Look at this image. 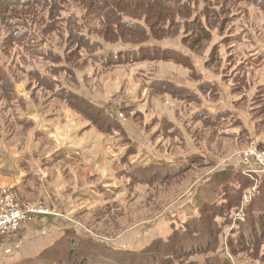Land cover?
I'll use <instances>...</instances> for the list:
<instances>
[{"label": "rangeland", "instance_id": "obj_1", "mask_svg": "<svg viewBox=\"0 0 264 264\" xmlns=\"http://www.w3.org/2000/svg\"><path fill=\"white\" fill-rule=\"evenodd\" d=\"M107 1H109L107 5L109 10L110 0ZM254 1L256 2L213 0L210 6L211 8L215 6L216 11H209L211 14L206 12L201 16H194L196 20H185L184 14L186 13L178 10V14L183 19L177 26L173 23V18H170L169 14L173 12H169L168 9L171 7L168 4H164L159 13L152 10L146 12V9L139 7V2L129 0L131 6L121 4L118 10H124L127 16L140 19V23L148 28L150 36L141 38L133 34L134 32L124 31L118 25V15L115 13L107 12L100 7V9L86 7V2L81 6L58 0L57 17L67 12V9L75 10L82 18V27L89 28L92 35L106 47L105 50H117L149 39L164 45L174 43L181 48H186L191 57L197 59L198 70L213 78L211 79L213 85L214 79L217 81L216 92L213 93L199 91L196 87L198 83L189 76L185 65L171 57L162 58L160 54L140 53L134 57L135 63L132 65L108 61L101 66L91 60L85 61L81 56L76 57L74 47L71 52V46L76 42L67 36L72 27L64 21H58L56 24L48 14L50 7L38 12L39 19L45 23L42 28L49 27L46 30L48 42L57 51L63 52L70 68L79 69L78 73L76 72L78 82L74 83L72 77L64 72L58 74V77L74 90L98 103H105L110 107L119 105L121 115L116 110L114 112L118 114L117 124L127 133L126 140L131 138L132 144L140 151L151 148L159 155L169 157L168 161L176 163L177 166L185 164L190 156L199 154L206 155V162L210 164L203 166L200 161L163 176L159 171L156 177H150V174H143L144 172L138 175L139 177H134L132 181L135 183L128 185L120 208L116 207L108 215L99 219L92 216L79 217L81 225L77 226L86 230H84L86 238L110 248L124 247L139 251L154 238L166 237L171 231V223V225L179 226L186 220L188 213H185L184 209L185 207L192 209V207L185 206L183 203L189 201L203 203L217 199L222 185L228 182L229 177L228 174L220 171L233 165L238 166L237 170L232 169L235 173L240 172L254 180L252 187L244 192V202L249 200L259 181L258 176L264 173L260 172L264 168L261 164L264 163L253 161L251 164H245L240 157L244 151L255 144H258L259 150L264 154V98L259 87L260 83L264 84V7L257 5L258 2L264 5V0ZM37 9L38 6H30L22 12L28 14L36 12ZM162 22H165L163 25L167 28L162 27L163 25L160 24ZM201 26L209 31L205 39L199 31ZM3 41L4 35L0 34V45ZM215 43H220V49L216 52L220 60L205 64V61L209 59L208 53L213 48L211 46ZM16 49L9 50L8 57L0 52V57L5 61L12 80L16 82L17 95L26 100L27 107L38 110L42 116L45 115V119H50L51 115L56 114L57 116H53L52 120L58 123L70 121L69 119L72 118L71 115H64L65 109L67 112H74L80 116L66 103L53 100L51 93L28 86L37 83L28 77L27 70L46 66L43 60L30 55L25 61L22 60ZM79 49L80 47L77 48ZM120 61H124L123 57ZM154 79L169 80L186 86L189 90L183 92V95H191L194 100L186 102L185 99H178L169 93L150 94L148 84ZM6 94L7 91L0 86V108L2 109L1 114L4 115L0 119V148L6 150L4 146L6 145L21 156L23 149L27 147L31 139L32 131L30 127L18 123L15 117L16 109L6 108L8 106ZM60 104L63 105L59 106ZM124 106H131V111L127 113L122 110ZM204 106L206 117L211 115L214 119L217 118L222 126L221 131L226 135L218 134L207 123L192 120L191 112L199 111ZM226 115L233 117L238 124L234 125L233 121L228 120L221 121ZM156 117L172 119L180 130L175 131V135L168 134V130H163L157 123ZM213 118L209 119L213 120ZM81 119L86 124L85 130L92 129L93 131L87 134L82 132L83 142H98L100 137L106 136L105 127L95 122L93 126L89 124L88 119L83 117ZM116 135L124 136L121 133H116ZM132 144L127 145L129 147ZM172 157L180 158L173 160ZM145 162L148 161H143L142 164ZM43 171H45L44 168L39 167L34 172V175L36 172L39 174L35 177L40 183L46 182L50 174L45 171L46 175H44ZM59 172L68 182H72L77 176H82V172L65 167H60ZM256 172L258 176L255 177L253 174L256 175ZM140 181L143 182L139 183ZM233 181H235L234 178H232ZM79 182L82 183V181ZM11 183L10 180L0 178V193L4 188L12 189L18 201L47 210L44 205L37 203L23 185H20L18 189ZM243 207L244 205H241V208L234 214L235 219L238 213L243 211ZM37 215L17 230L20 231L18 238H26L21 249L16 248L19 246L11 245L10 248H5V252H8L4 254L0 247V264L17 262L26 256L24 252L27 256L35 257L47 246L48 237L53 235L52 226L48 228V237L41 235V226L47 221L40 219ZM230 229L231 225L226 227L220 236L219 247L226 256L228 255L226 241ZM79 231L83 230L79 229ZM12 233L14 232L8 235ZM32 235L39 236L32 238ZM70 256L77 258L76 254ZM95 257L98 261H111L99 256ZM234 262L239 264L235 259ZM94 263L96 264V261H93Z\"/></svg>", "mask_w": 264, "mask_h": 264}, {"label": "trees", "instance_id": "obj_2", "mask_svg": "<svg viewBox=\"0 0 264 264\" xmlns=\"http://www.w3.org/2000/svg\"><path fill=\"white\" fill-rule=\"evenodd\" d=\"M64 1L81 6L86 2V7L101 8L107 12L115 13L118 15V25L124 31L134 32L133 34L141 38L150 36L148 28L140 23V19L127 16L124 10H118V6L121 7V4L128 7L131 6V3L128 2L129 0H110L109 10L107 7L109 1L107 0ZM134 1L139 2V7L146 9V12L152 10L157 13L164 7V4H168L171 7L168 9L169 12H173L169 14L170 18H173V23L177 26L183 19L178 14V10H183L186 13L184 14V17H186L185 20H196L197 18H194V16H201L206 12L211 14L209 11H216L214 9L216 8L215 6L214 8L210 6V2L213 0ZM248 1L256 2L254 0ZM257 5L258 7H264L262 2H258ZM30 6H38L37 11L28 14L22 12V10ZM46 7H50L48 14L56 24L58 21H64L72 27L67 36L76 42L71 46V52L74 47L76 57L81 56L85 61L91 60L101 66L108 61L113 63L124 62L132 65V63H135L134 57L140 53L160 54L162 58L164 56L171 57V59L185 65L188 69L189 76L198 83L196 87L199 91L216 92L217 81L214 79L213 85V78L204 75L202 71L198 70L199 68L196 65L197 59H193L186 48H181L174 43L164 45L149 39L136 42L134 45L131 44L128 47L124 46L117 50H105L106 47L92 35L91 30L85 26L82 27V18L75 10L72 8L67 9V12L61 14L59 18L57 17L59 8L58 0H0V34L1 36L4 35L3 44L0 45L1 54H5L8 57V51L17 48L16 52L24 61L28 59L27 56L29 55L43 60L46 67H35L27 70L26 74L28 77L37 83L28 86L51 93L53 100L58 99L66 103L70 108L75 109L81 117L88 119L90 125L94 126L95 122L99 126L105 127L106 135L121 133L127 138L125 129L120 128L116 121L118 114H121L122 111L119 105L117 107H110L108 104L98 103L90 99L68 86L67 83L65 84V81L58 77V74L64 72V74L72 77L75 83L77 81V70L79 69L75 70L74 68H70L63 52L57 51L48 42L46 30L49 27L42 28L45 23L41 22L38 15V12ZM164 23L162 22L160 24L163 25ZM162 27L167 28L165 25ZM206 29L205 27L202 28V26L199 29L204 39L209 33ZM6 45L7 47L5 48ZM219 46L220 43H215L214 46H211L213 48L208 53L209 59L205 61V64L220 60L216 54L220 49ZM78 47H80L79 50H77ZM189 49L191 48L189 47ZM122 57L124 61H120ZM0 86L7 91L8 106L6 105V108L17 110L15 117L18 123L27 127L32 126L33 121L30 118H22V113L24 115V109L26 110L27 108L26 100L17 95L16 82L12 80L10 71L1 57ZM183 86L182 84L169 80L154 79L148 84V89L150 94L154 95L169 93L178 99H185L186 102L194 100L191 95H183L185 91L189 90V88L186 86L184 88ZM259 87L264 98V84L260 83ZM194 95L198 96L197 94ZM131 108V106H124L122 110L128 113L131 111ZM1 110L0 108V119L4 116L1 114ZM115 110L118 111V114L114 112ZM12 114L14 115V112ZM191 118L196 121L200 120L203 124L207 123L220 135H226L221 131L222 126L217 118L214 119L211 115H207L206 117L205 106L201 107L199 111H192ZM209 118H213V120ZM224 118L221 121L228 120L233 121L234 125L238 124L233 117L226 115ZM155 119L163 130H168L167 133L170 135H175V131L180 130V127L167 117H156ZM126 142L127 144H132V139L129 138ZM136 151L133 144L129 145L124 159H129ZM206 160L204 154H199L190 156L183 165L178 164L177 166L176 164L173 167H168L169 165L166 163L150 164L128 171L127 176L130 179L137 178L139 177L138 175L144 172L143 174H150V177H156L159 171L163 176L187 168L193 163L200 161H202L203 166L210 165ZM253 175L255 177L258 176L257 173ZM232 178L235 181L232 182ZM258 178L259 181L254 192L249 200L244 202V192L252 187L254 180L250 176L243 175L240 172L234 173L232 176L229 175L228 182L222 185L217 199L211 202H203L197 214L188 215L186 220L179 226L175 224L171 225V231L166 237L154 238L139 251L124 247L110 248L96 243L77 232L64 233L52 244L44 248L37 256L21 259L13 264H93V261H96V264H235L234 259L239 264H264V173L258 176ZM230 179L231 181H229ZM142 182L140 181L139 183ZM241 205H244L242 218L237 217L235 219L234 214L241 208ZM229 225H231V229L226 241L228 249V255L226 256L223 250L220 249L219 244L221 234ZM69 254L72 256L76 254L77 258L71 257ZM94 255L111 261H98Z\"/></svg>", "mask_w": 264, "mask_h": 264}, {"label": "crops", "instance_id": "obj_3", "mask_svg": "<svg viewBox=\"0 0 264 264\" xmlns=\"http://www.w3.org/2000/svg\"><path fill=\"white\" fill-rule=\"evenodd\" d=\"M17 92L19 93L18 90ZM56 101L61 102L58 99ZM24 111L22 118H30L33 121L30 126L33 132L31 139L21 156L6 145H4L6 150L0 148V178L10 180L18 189L23 185L37 203L47 208V213L37 215L47 221L41 226V235L48 237V228L52 226L53 235L48 237L47 246L64 233L77 232L86 236L85 229L77 226L81 225L80 216L99 219L116 207L120 208L128 185L135 183L132 181L133 178L131 180L128 178V171L156 163H166L168 167L176 165L168 161L169 157L159 155L151 148L140 151L136 146L134 147L137 151L129 159H124L128 148L126 136L106 135L104 136L106 139L102 136L98 142L93 139L92 143L83 142L82 132L87 134L93 132L92 129L86 131V124L81 117L74 112H67L66 109L64 115H71L72 118L64 123L52 120L53 116H57L56 114L51 115L50 119H45V115L42 116L38 110L27 107ZM174 158L180 157H172L173 160ZM143 161L148 162L142 164ZM39 167L44 168L47 174L50 173L44 183H40L34 175ZM60 167L76 169L82 172V176H77L72 182H68L59 172ZM232 169L237 170L238 166L233 165L220 172L234 175L235 171ZM45 171H43L44 175H46ZM79 181L82 183L80 184ZM183 204L192 207V209L190 207L184 209L185 213L192 215L198 213L202 202L189 201ZM44 232L46 234H43ZM19 234L20 231H17L0 239V247L4 254L5 248H10L11 245L19 246L16 247L18 249L22 248L26 238H18ZM38 236L32 235V238ZM24 255L26 256L22 259L33 257L27 256L26 252Z\"/></svg>", "mask_w": 264, "mask_h": 264}, {"label": "built area", "instance_id": "obj_4", "mask_svg": "<svg viewBox=\"0 0 264 264\" xmlns=\"http://www.w3.org/2000/svg\"><path fill=\"white\" fill-rule=\"evenodd\" d=\"M240 157L245 164H251L253 161L260 164L264 163V154L259 150L258 144L249 147ZM261 165L264 166V164ZM260 172H264V168ZM35 175L39 174L36 172ZM47 212L43 208L30 206L18 201L12 189L4 188L0 193V239L11 232L21 229L36 214ZM238 217L242 218V212L238 213Z\"/></svg>", "mask_w": 264, "mask_h": 264}]
</instances>
